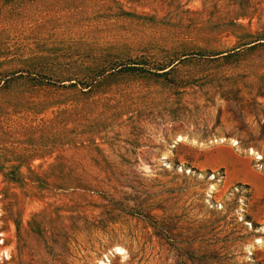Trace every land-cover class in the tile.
Returning <instances> with one entry per match:
<instances>
[{
  "label": "rangeland",
  "instance_id": "1",
  "mask_svg": "<svg viewBox=\"0 0 264 264\" xmlns=\"http://www.w3.org/2000/svg\"><path fill=\"white\" fill-rule=\"evenodd\" d=\"M248 147L264 0H0V264H264Z\"/></svg>",
  "mask_w": 264,
  "mask_h": 264
},
{
  "label": "bare ground",
  "instance_id": "2",
  "mask_svg": "<svg viewBox=\"0 0 264 264\" xmlns=\"http://www.w3.org/2000/svg\"><path fill=\"white\" fill-rule=\"evenodd\" d=\"M188 138L185 137V136H182V135H176L172 141H171V145H173L174 143H177L178 141H182V140H187ZM224 140V138L222 136L218 137V138H213L211 140V142H222ZM190 141H195L193 138L190 139ZM229 143L234 146V147H237L238 148V141H236L235 139L233 138H229ZM246 153L249 154V155H252L253 159L255 160V162H257V166L260 167V168H263L264 169V165H262L260 163V160L263 158L262 155L254 150L253 148H250L248 147L246 149ZM159 160L161 161V163H163V165L167 166L169 163L167 161V157H166V154L162 153L160 156H159ZM179 169H181V167L179 166L178 167ZM191 169H188V172H190ZM209 177L208 179L209 180H213L215 179V176L213 173H209L208 174ZM213 189H214V183H209L208 186H207V189H206V197L209 199L211 197V194L213 193ZM217 206L220 204H216ZM261 229H263V227L261 226L260 227ZM261 239L260 238H256V242H260ZM108 253L109 254H118L119 256L121 257H124L125 256V249L122 247V246H119V245H115L113 246L110 250H108ZM108 253L106 254H103V258L102 259H99L98 260V263L100 264H109L110 262V259H109V256H108Z\"/></svg>",
  "mask_w": 264,
  "mask_h": 264
},
{
  "label": "trees",
  "instance_id": "3",
  "mask_svg": "<svg viewBox=\"0 0 264 264\" xmlns=\"http://www.w3.org/2000/svg\"><path fill=\"white\" fill-rule=\"evenodd\" d=\"M130 63L132 64V65H130V66H128V67H130V69H139L138 67L139 66H137V65H139L141 62H138V61H135V60H131L130 61Z\"/></svg>",
  "mask_w": 264,
  "mask_h": 264
}]
</instances>
